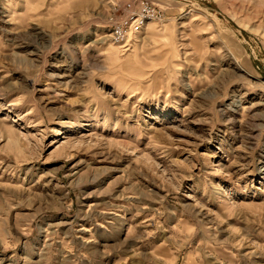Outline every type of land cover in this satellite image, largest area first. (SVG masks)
Segmentation results:
<instances>
[{
  "label": "rangeland",
  "instance_id": "1",
  "mask_svg": "<svg viewBox=\"0 0 264 264\" xmlns=\"http://www.w3.org/2000/svg\"><path fill=\"white\" fill-rule=\"evenodd\" d=\"M0 264H264V0H0Z\"/></svg>",
  "mask_w": 264,
  "mask_h": 264
},
{
  "label": "built area",
  "instance_id": "2",
  "mask_svg": "<svg viewBox=\"0 0 264 264\" xmlns=\"http://www.w3.org/2000/svg\"><path fill=\"white\" fill-rule=\"evenodd\" d=\"M153 13L152 9L146 5H143V7L140 9V14L138 17L141 18V22L138 23V24H134V20L130 26V28L127 30L125 28H121L120 30L118 31H115L112 33V35H114V37L118 40V41H121V43H124L126 40H127V37L125 36L129 31H131L132 29V25L134 24V27H133V30H132V33H135V34H138L139 33V29H141V24H142V21H144V19L146 18H149V15H151ZM141 16V17H140ZM137 25V28H135V26Z\"/></svg>",
  "mask_w": 264,
  "mask_h": 264
},
{
  "label": "bare ground",
  "instance_id": "3",
  "mask_svg": "<svg viewBox=\"0 0 264 264\" xmlns=\"http://www.w3.org/2000/svg\"><path fill=\"white\" fill-rule=\"evenodd\" d=\"M141 17V16H140ZM141 22V18H136L135 21H134V24H138ZM151 23V22H148V24ZM134 24L132 25V29L131 31H129L125 36L127 37V40L124 42V43H121V41H118L114 35H112V38L115 42V44H117L118 46L122 47L123 48H126L127 46H129V43L138 35V34H135V33H132V30H133V27H134ZM147 24V26H148ZM135 28H137V25L135 26Z\"/></svg>",
  "mask_w": 264,
  "mask_h": 264
}]
</instances>
